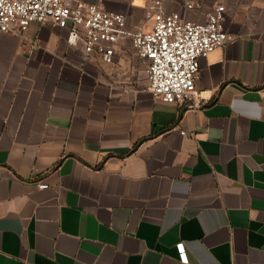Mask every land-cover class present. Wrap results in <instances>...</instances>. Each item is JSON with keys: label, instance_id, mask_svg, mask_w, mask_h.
Returning <instances> with one entry per match:
<instances>
[{"label": "crops", "instance_id": "0c3cea01", "mask_svg": "<svg viewBox=\"0 0 264 264\" xmlns=\"http://www.w3.org/2000/svg\"><path fill=\"white\" fill-rule=\"evenodd\" d=\"M85 1L153 26L156 0ZM162 1L227 10L195 104L156 99L129 39L108 64L69 29L0 31V264H264V30L241 0Z\"/></svg>", "mask_w": 264, "mask_h": 264}, {"label": "built area", "instance_id": "2783aa9c", "mask_svg": "<svg viewBox=\"0 0 264 264\" xmlns=\"http://www.w3.org/2000/svg\"><path fill=\"white\" fill-rule=\"evenodd\" d=\"M199 0H188L186 7H200ZM227 10L224 5L206 14L202 22L169 12L162 0L146 11L151 29H137L126 14L109 11L98 4L79 0H0V31L22 35L34 23L69 29L68 42H82L84 59L99 57L113 63L121 40L129 39L141 60L148 63L149 90L166 104H195L200 60L228 40ZM36 44L31 46L35 49ZM46 189V184H40ZM181 261L188 263L183 244L178 245Z\"/></svg>", "mask_w": 264, "mask_h": 264}, {"label": "rangeland", "instance_id": "374dc122", "mask_svg": "<svg viewBox=\"0 0 264 264\" xmlns=\"http://www.w3.org/2000/svg\"><path fill=\"white\" fill-rule=\"evenodd\" d=\"M119 1L127 2L129 0ZM236 11L237 15L244 16V22L251 24L255 32L264 30V0H241Z\"/></svg>", "mask_w": 264, "mask_h": 264}]
</instances>
